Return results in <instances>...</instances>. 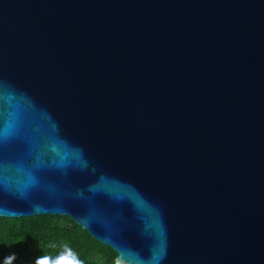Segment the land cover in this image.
I'll return each instance as SVG.
<instances>
[{
	"label": "water",
	"instance_id": "95a60500",
	"mask_svg": "<svg viewBox=\"0 0 264 264\" xmlns=\"http://www.w3.org/2000/svg\"><path fill=\"white\" fill-rule=\"evenodd\" d=\"M44 214L264 264V0H0V217Z\"/></svg>",
	"mask_w": 264,
	"mask_h": 264
},
{
	"label": "trees",
	"instance_id": "16d2710c",
	"mask_svg": "<svg viewBox=\"0 0 264 264\" xmlns=\"http://www.w3.org/2000/svg\"><path fill=\"white\" fill-rule=\"evenodd\" d=\"M117 256L70 216L0 217V264H116Z\"/></svg>",
	"mask_w": 264,
	"mask_h": 264
}]
</instances>
